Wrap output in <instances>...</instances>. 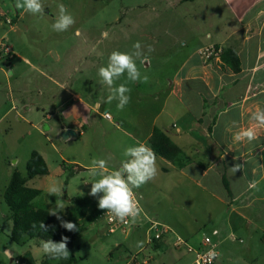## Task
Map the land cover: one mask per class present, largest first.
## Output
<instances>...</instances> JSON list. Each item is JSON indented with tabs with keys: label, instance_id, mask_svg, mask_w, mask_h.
<instances>
[{
	"label": "rangeland",
	"instance_id": "1",
	"mask_svg": "<svg viewBox=\"0 0 264 264\" xmlns=\"http://www.w3.org/2000/svg\"><path fill=\"white\" fill-rule=\"evenodd\" d=\"M224 1L179 4L177 0H43L44 14L34 16L17 9L16 0H0V264H28V260L41 264L47 257L40 239H26L23 244L11 240L12 213L4 200L14 171L27 177V163L34 151L44 157L49 169L47 175L28 181L29 187L41 191L35 204L53 211L59 199L65 207L63 218L86 227L70 250V256L78 260L76 264H126L133 256L139 264H193V254L175 248L178 236L194 247L206 237L211 238L219 252L217 264H264L262 203L249 210H245V200L230 206L218 183L206 186L191 181L194 167L185 179L175 169L168 168L165 173V161L156 156L157 177L134 189L142 215L139 227L128 234H109L102 218L89 224L79 210L85 206L76 202L82 198L98 208L97 198L89 195L90 183L98 179L89 173L94 158L111 157L108 169L118 168L125 158L124 150L144 141L149 123L155 121L159 128H171L181 106L171 96L161 112L168 94V78L191 48L220 42L224 26H240ZM61 3L75 24L58 33L52 24ZM261 3L264 10V0ZM105 31L106 39L101 35ZM208 33L213 35L211 40L206 38ZM137 41L147 59L136 58L141 80L129 81L125 73L116 81L117 86L123 83L131 90L129 103L119 110L118 101L105 102L108 90L98 69L107 65L112 51L131 52ZM3 45L11 48L9 54ZM149 45L154 49L151 52ZM44 74L55 77L67 91L79 92L90 107L77 138L62 139L64 108L60 100L67 94H62ZM145 75L147 82L142 80ZM105 112L110 114L112 124L104 118ZM72 121L65 123L71 125ZM145 144L150 147L149 142ZM72 161H79L82 169ZM53 185L60 189L58 195L49 193ZM85 211L91 213L90 209ZM149 219L172 230L165 238V248L146 245ZM214 230L218 231L215 236Z\"/></svg>",
	"mask_w": 264,
	"mask_h": 264
},
{
	"label": "crops",
	"instance_id": "2",
	"mask_svg": "<svg viewBox=\"0 0 264 264\" xmlns=\"http://www.w3.org/2000/svg\"><path fill=\"white\" fill-rule=\"evenodd\" d=\"M177 1L179 4H195L199 0ZM262 1H224L238 19L240 26L237 28L224 26V35L220 42L198 44L185 54V59L166 82L168 94L161 110L164 112L170 97L175 96L181 106L173 116L176 121L171 128L166 129L163 123L159 128L155 125V121H152L148 125L144 141L141 142L150 143L154 129L159 128L182 150L186 160L185 167L177 168L173 163L160 157L166 164L163 168L165 173L169 172L168 168L175 169L186 179L192 174L191 172L189 174L188 170L194 167L196 172L190 177L191 181L197 185L203 182L206 186H211L213 182L218 183L224 188L230 200L229 205L245 200V210L253 208L257 203H262L264 207V127L252 123V126L257 127V138L249 143L234 142L232 133L226 131V126L235 120L240 126L248 127L251 112L257 107H264ZM212 36L208 33L206 38L211 40ZM211 45L223 46L224 52L233 49L240 58L241 70L234 72L222 56L210 63H203L198 53L202 48ZM43 77L62 90V94H67L66 97L61 95L60 100V107L64 108L61 112L63 118L61 132L71 129L78 137L77 130L85 127L90 107L79 92L67 91L55 77L48 75ZM56 96L57 94H54L52 99L55 100ZM159 99V96L156 97V100ZM92 113L93 111H91L93 116ZM71 118H73L72 126L65 123V120ZM111 120L109 121L112 124ZM83 134L86 135L85 132ZM236 163L241 164L242 168L233 173L230 168ZM72 164L82 169L79 161H72ZM184 178L182 182H185ZM223 178L227 179L230 191L225 188ZM231 211L235 212L236 209L233 208ZM261 212L264 213L263 210ZM230 217L231 213L228 218ZM248 224L251 222L248 221ZM199 245L195 244V246ZM166 246L164 238L155 245V248L163 249Z\"/></svg>",
	"mask_w": 264,
	"mask_h": 264
},
{
	"label": "clouds",
	"instance_id": "3",
	"mask_svg": "<svg viewBox=\"0 0 264 264\" xmlns=\"http://www.w3.org/2000/svg\"><path fill=\"white\" fill-rule=\"evenodd\" d=\"M15 7L22 9L24 12L31 15H43L45 8L43 0H16ZM59 14L56 16L55 22L52 24V29L55 32H65L75 24L74 17L68 12L66 6L61 3L58 5ZM79 35V30H77ZM103 38H107L108 33L105 31L102 34ZM102 42V41H101ZM133 51L122 52L114 50L111 52L108 63L98 69V75L101 78L102 84L107 86L108 95L107 103L113 100L118 101L117 108L123 110L130 101V88L126 84L116 85L124 74H127L129 81L135 82L141 80V74L136 64V58L144 57L139 41L133 44ZM151 45L148 46V51H153ZM143 62V61H142ZM143 82L148 81L145 75L142 78ZM99 106V105H97ZM250 124L248 127H243L233 120L226 126V131L232 133L234 142H252L257 138V127L252 126V123L259 127H264V107H257L250 114ZM236 129L235 131H233ZM123 156L125 157L118 168L108 169V158H94L89 168V173L92 177H98L90 184L91 190L89 195L97 198L98 208L107 210V215L120 222H135L142 212L134 189H138L149 181H153L158 175L157 158L155 152L144 143H137L134 146L127 147ZM242 165L236 163L230 168V171L236 173L241 170ZM255 182H253L254 184ZM51 195H58L60 189L53 185L49 188ZM57 210L50 211L49 215L55 216L60 222V226L69 232L77 231V225L63 218L61 213L65 207L61 200L55 202ZM41 227L47 230L44 223ZM70 237L62 236L59 242L50 240H42L40 247L43 252L53 259H68L70 250L68 244ZM215 255V253H210Z\"/></svg>",
	"mask_w": 264,
	"mask_h": 264
},
{
	"label": "trees",
	"instance_id": "4",
	"mask_svg": "<svg viewBox=\"0 0 264 264\" xmlns=\"http://www.w3.org/2000/svg\"><path fill=\"white\" fill-rule=\"evenodd\" d=\"M185 2L194 0H183ZM222 59L231 67L234 72L241 70V62L238 54L233 50H226L222 54ZM151 149L156 156L161 157L177 168H183L186 165L182 150L171 140V138L159 128H155L150 140ZM49 173L48 165L44 157L37 151L32 152L27 163V177H24L18 170H15L8 187L4 193V200L12 213V233L11 240L17 244L25 243L26 239H40L59 242L62 236L70 237L68 244L69 250L74 246L76 239L86 231L76 222L77 231L69 232L60 226L59 220L55 216L49 215V209L39 207L35 204V200L41 195V191L28 186V181L36 176L47 175ZM224 186L230 191L226 178H223ZM81 210V217L86 218L89 224H93L101 219L103 210L96 208L90 201L78 198L76 200ZM90 209L91 213L85 211ZM44 223L47 230L41 227ZM58 261L59 264H76L78 260L74 256L68 259H53L49 255L41 264H49L50 261ZM28 264H34L32 260L27 261Z\"/></svg>",
	"mask_w": 264,
	"mask_h": 264
},
{
	"label": "built area",
	"instance_id": "5",
	"mask_svg": "<svg viewBox=\"0 0 264 264\" xmlns=\"http://www.w3.org/2000/svg\"><path fill=\"white\" fill-rule=\"evenodd\" d=\"M8 23H11V21L8 20ZM3 50L6 54H9L11 52V48L9 46L3 45ZM223 52H224V49L222 46L211 45V46L202 48L199 51L198 55H199L200 60L203 63H210L214 60L220 59ZM97 109H99V107ZM103 116L105 119L111 120V116L108 112H105ZM135 195L137 197L139 205L141 206L140 198L136 192H135ZM141 215H142V212L134 223L131 222L130 220L128 222H120L114 218H110L107 215V210H106L102 214L101 218L104 220L108 228L109 234H114L116 232L128 234L132 230H135L137 227H139ZM171 232L172 230L168 226L161 224L155 220L149 219L148 229L146 233V245L148 246L155 245L161 242ZM217 234H218V231L213 232L214 236ZM174 246L178 250L184 249L188 253L193 254L194 256L193 264H217V261L219 258V252L217 251V245L214 244L211 238L209 237H206L204 241L198 247H194L191 245V243L188 240L178 236L175 240ZM210 253H215V255H210ZM126 264H139L137 262V256H133L130 259V261L127 262Z\"/></svg>",
	"mask_w": 264,
	"mask_h": 264
},
{
	"label": "water",
	"instance_id": "6",
	"mask_svg": "<svg viewBox=\"0 0 264 264\" xmlns=\"http://www.w3.org/2000/svg\"><path fill=\"white\" fill-rule=\"evenodd\" d=\"M61 137H62V139L67 140V139H69L70 137L76 138V137H77V134H76V132H74L73 130H71V129H67V130H63V131L61 132ZM11 261L13 262L14 260L11 259Z\"/></svg>",
	"mask_w": 264,
	"mask_h": 264
}]
</instances>
